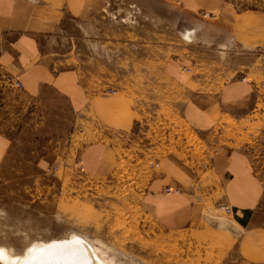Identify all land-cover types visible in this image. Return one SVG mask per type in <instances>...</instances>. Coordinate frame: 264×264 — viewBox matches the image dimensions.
Masks as SVG:
<instances>
[{
    "label": "crops",
    "instance_id": "crops-1",
    "mask_svg": "<svg viewBox=\"0 0 264 264\" xmlns=\"http://www.w3.org/2000/svg\"><path fill=\"white\" fill-rule=\"evenodd\" d=\"M180 1L0 0V83L10 89L3 76L18 78L23 89L14 88L15 101L24 107L15 118L24 127L9 133V125H0V174L21 159L33 158L30 166L44 173L51 164L71 165L41 153V142L29 146L31 153L15 151V135L34 124L56 130L71 123L55 119L56 99L69 119L95 121L121 139L144 135L139 141L160 132L163 122L201 134L253 114L263 95L245 73L264 75V10H236L230 0ZM74 24L81 29L80 57L69 55L67 40L65 49L60 42ZM115 139L104 136L82 150L78 160L89 175L116 170ZM151 165L142 197L163 227L198 225L208 219L210 203L226 202L243 231L242 255L251 264L264 262L260 231L250 225L263 186L243 149L220 144L197 162L171 152ZM64 173L74 175V168Z\"/></svg>",
    "mask_w": 264,
    "mask_h": 264
},
{
    "label": "rangeland",
    "instance_id": "rangeland-1",
    "mask_svg": "<svg viewBox=\"0 0 264 264\" xmlns=\"http://www.w3.org/2000/svg\"><path fill=\"white\" fill-rule=\"evenodd\" d=\"M172 2L177 6L181 4L180 0ZM230 2L236 10L246 7L264 10V0ZM70 30V35L76 38L71 40L68 35L67 39H61L62 49L67 40L69 55L80 57L81 29L74 24ZM245 76L263 95L257 110L247 119L227 120L201 134L172 121L160 124V132L143 141L139 139L144 135L121 139L103 132L95 121L69 119L67 106L56 99L55 113L60 112V115L55 119L60 122L67 118L71 123L56 130L51 123L37 128L34 124L25 129V134L15 135V151L31 153L29 146L33 150L34 143L41 142V146H45L39 149L41 153L58 154L60 159L72 163L51 164L44 173L30 166L33 158L31 161L21 159L18 165L0 174V247L20 254L34 241L61 240L75 233L98 245L101 258L108 264H251L238 246L243 231L229 218L233 214L221 210L218 204L210 203L208 219L202 223L172 229L163 227L154 218L142 197L148 172L155 168L151 162L159 161L168 153L176 152L185 160L197 162L209 157L220 144L241 148L249 155L263 186L262 200L250 225L260 231L264 253V75L261 77L258 71L248 70ZM9 88L0 83V125L4 129L9 125V133H12L18 125L24 127V123L15 119L24 107L18 106L15 100L19 95L14 88ZM33 106L29 113L35 111L34 103ZM53 119L51 115L49 120ZM108 135L116 136L115 145L121 156L119 164L108 176H91L78 160L79 156L85 146ZM67 167L74 168V175L64 173ZM79 167L84 171L79 172Z\"/></svg>",
    "mask_w": 264,
    "mask_h": 264
},
{
    "label": "bare ground",
    "instance_id": "bare-ground-1",
    "mask_svg": "<svg viewBox=\"0 0 264 264\" xmlns=\"http://www.w3.org/2000/svg\"><path fill=\"white\" fill-rule=\"evenodd\" d=\"M12 88L18 89L14 86ZM99 252L98 245L81 235L72 233L61 240L34 241L27 246L25 252L20 254H14L7 247H0V253H2L0 262L6 264H108L107 260L101 258Z\"/></svg>",
    "mask_w": 264,
    "mask_h": 264
},
{
    "label": "built area",
    "instance_id": "built-area-1",
    "mask_svg": "<svg viewBox=\"0 0 264 264\" xmlns=\"http://www.w3.org/2000/svg\"><path fill=\"white\" fill-rule=\"evenodd\" d=\"M4 78H5V81L8 84H10L12 87L14 86V87H16L18 89H22L23 88V83L18 78L12 77L10 75H5ZM79 168H80L79 172H80V170L84 171V168H82V167H79ZM167 191L171 192L172 189L168 188ZM219 207L222 210H224L226 213H228V214H231L233 212V210H231L230 206H228L227 204L222 203V204L219 205Z\"/></svg>",
    "mask_w": 264,
    "mask_h": 264
},
{
    "label": "snow or ice",
    "instance_id": "snow-or-ice-1",
    "mask_svg": "<svg viewBox=\"0 0 264 264\" xmlns=\"http://www.w3.org/2000/svg\"><path fill=\"white\" fill-rule=\"evenodd\" d=\"M0 258H2V253H0Z\"/></svg>",
    "mask_w": 264,
    "mask_h": 264
}]
</instances>
